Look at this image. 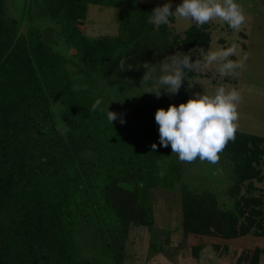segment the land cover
<instances>
[{"label": "trees", "instance_id": "1", "mask_svg": "<svg viewBox=\"0 0 264 264\" xmlns=\"http://www.w3.org/2000/svg\"><path fill=\"white\" fill-rule=\"evenodd\" d=\"M91 4L118 10L117 34L83 32ZM154 8L140 0H0V264H124L132 230H155L158 191L178 193L181 231L199 237L191 247L198 260L207 238H264V188L256 185L264 182V137L236 131L226 143L220 153L232 169L222 193L190 178L149 118L122 110L126 102L135 113L156 107L138 65H158L170 51L195 62L212 42L211 22L180 36L150 22ZM196 75L186 73L182 103ZM107 108L125 123L111 124ZM263 253L244 251L237 264H259Z\"/></svg>", "mask_w": 264, "mask_h": 264}, {"label": "rangeland", "instance_id": "2", "mask_svg": "<svg viewBox=\"0 0 264 264\" xmlns=\"http://www.w3.org/2000/svg\"><path fill=\"white\" fill-rule=\"evenodd\" d=\"M143 3L153 4L155 7L162 6L168 0H140ZM241 6L245 15V21L241 28L236 31L227 26V23L220 19L210 21L214 26L211 29L212 42L207 51H216L236 45L235 52L229 57L230 60L238 64L232 73L222 76L218 71V63H213L208 68L197 69V75L190 78L189 92L186 103L197 94L214 96L217 89L224 87L226 92L236 90L240 94L237 102L236 131L264 137V63L259 64L257 71L255 66L256 50L262 48L264 42V0H236ZM172 11L182 3V0H171ZM118 10L111 7H100L90 5L87 21L80 26L86 35L92 37L112 36L118 32L117 22ZM174 17V22L169 20V27L173 34L183 36L185 31L191 26H199L190 20ZM250 22L251 28L247 26ZM258 28V29H257ZM250 34V40L246 44L245 55L242 53L244 43V33ZM264 48V46H263ZM170 51L167 56L174 55ZM239 59L236 61V57ZM234 57L235 59H231ZM156 65V64H155ZM161 97L155 103L153 109L163 108L167 110L169 105L179 106L178 94L169 96L161 90ZM123 112L134 118H149L148 124L157 131L156 137L159 139L158 125L155 121V113L142 111L135 113L133 105L124 103L121 105ZM154 111V112H155ZM142 124L143 121H141ZM170 151L171 147L169 145ZM216 163L197 158L188 164V174L190 178H195L196 183L204 180L208 185L212 181L213 187L222 193L230 184L232 163L220 153ZM229 183V184H228ZM264 188L263 183H256ZM178 193L166 194L158 191L154 196V217L155 230L151 232L148 228H134L127 242V257L124 264H237V259L242 252H251L256 246L264 248V238L252 235L230 241H222L215 238L204 240L207 248L202 253L200 260L192 256L191 247L200 242L199 237L184 236L181 231V209ZM226 201V198L224 199ZM167 238L169 242H166ZM153 242L162 245L161 251H152L150 244ZM214 244L227 245V253L212 251L210 246ZM243 264H248L245 262ZM259 264H264V253L261 254Z\"/></svg>", "mask_w": 264, "mask_h": 264}, {"label": "clouds", "instance_id": "3", "mask_svg": "<svg viewBox=\"0 0 264 264\" xmlns=\"http://www.w3.org/2000/svg\"><path fill=\"white\" fill-rule=\"evenodd\" d=\"M176 16L197 25H204L213 19H220L238 31L245 21V15L236 0H182L172 11L171 0L153 9L150 22L157 28L167 25L171 17ZM236 45L216 51L202 52L201 57L192 62L189 53L177 52L166 56L158 65L143 63L145 71L141 85H145L144 93L161 97V90L169 96L179 92L186 81V73L200 68H208L218 63V71L224 76L233 72L238 64L229 57L235 52ZM126 58L119 61V69L126 70ZM133 66L128 65L127 70ZM240 94L236 90L227 91L224 87L217 89L214 96L199 95L189 99L179 106L169 105L167 110L160 108L155 113V121L159 131V144L163 147L171 146L172 153H176L181 161L192 162L199 158L216 163L218 154L229 140L235 138L237 120V102ZM103 103L97 99L92 104V111H96ZM107 119L112 124L119 120L125 123L122 114L111 112L107 108ZM157 148L152 145L153 151Z\"/></svg>", "mask_w": 264, "mask_h": 264}, {"label": "crops", "instance_id": "4", "mask_svg": "<svg viewBox=\"0 0 264 264\" xmlns=\"http://www.w3.org/2000/svg\"><path fill=\"white\" fill-rule=\"evenodd\" d=\"M264 11V10H263ZM247 26L249 27V29L251 28V25H250V22H248L247 23ZM258 29V28H257ZM243 37H244V46L242 47V53H243V55H245V50H246V44H247V42L250 40L249 38H250V34H249V32L247 33H244V35H243ZM261 45H263L264 46V42H263V44H261ZM263 46H261L262 48H258L257 50H256V57H257V59L256 60H254L255 61V66H256V69H257V71H259V68H260V65L259 64H262V63H264V48H263ZM231 59H235L234 57H231ZM239 59V56H237L236 57V61ZM264 71V70H263ZM264 87V86H263Z\"/></svg>", "mask_w": 264, "mask_h": 264}]
</instances>
